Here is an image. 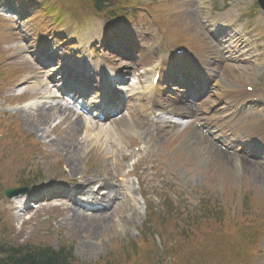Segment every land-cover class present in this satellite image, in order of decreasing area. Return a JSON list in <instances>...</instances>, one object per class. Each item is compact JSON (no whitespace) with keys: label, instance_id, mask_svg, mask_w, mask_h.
Here are the masks:
<instances>
[{"label":"rangeland","instance_id":"1","mask_svg":"<svg viewBox=\"0 0 264 264\" xmlns=\"http://www.w3.org/2000/svg\"><path fill=\"white\" fill-rule=\"evenodd\" d=\"M139 1L147 4L151 0ZM197 1L201 3H196ZM226 1L233 5L234 3L239 4L233 8L228 21L237 26V32L241 34L240 38L242 36L244 38L237 40L235 45L242 63L240 65L234 63L230 67L227 66L226 71L222 70L221 81L223 84L229 85L232 91L233 89L242 91L243 85L253 83L258 91L264 92V15L255 14L254 0H160L164 4V8L171 12L173 20L175 19L173 22L183 33V36L187 39H196L195 44L198 48L200 47L197 55L203 54L200 42L206 41L205 37L201 35L203 33L198 23L199 19L212 9L215 10L214 12L220 13ZM4 5L5 2H1L0 9ZM20 8L23 9V6ZM30 9L31 6H28L24 11L28 14ZM33 14L36 17L37 13ZM20 15H23V12ZM37 21L39 20L34 22L37 23ZM85 24L86 26L83 28H73L68 32L87 38L86 35L90 33L103 31L107 27L111 28V24L94 19L85 20ZM165 25L162 41L170 46L166 33L171 26L168 22ZM34 26L31 27L35 36H40V33L49 39L54 36L51 31L49 33L47 24L42 30H37ZM115 29H127L128 32H135L143 45V52L148 50L146 46L158 48L156 38L148 39L145 36L147 32H160L158 28H152V24L148 20L141 19L138 24L132 25L120 24ZM8 30L4 32H8ZM20 40L17 33L11 32L10 35H5L0 40V52L11 58L12 54L24 50L22 47L24 44L19 43ZM163 46L165 45L162 44L159 48ZM108 49L112 51L113 45ZM117 50L119 51V49ZM32 64L33 62L26 53L14 62L11 68L21 69L26 65L27 69H31ZM143 73L144 77L138 80L141 82L140 84L123 87L124 90H128L126 97H131L134 92L140 93L144 90L145 85L149 84L150 76H147L145 71ZM212 84L214 93L216 83L212 82ZM222 87L223 85L219 86L218 90ZM11 110L13 109L6 108V105L0 101L1 116L9 119L4 111ZM133 116H128L132 121L125 120L123 117L117 122H108L110 134L99 137L101 141L110 140L111 142V147L106 150L114 154V159L109 161L102 145L85 142L87 141L83 133L85 128L71 133L72 129H69L68 120L64 127L59 129L62 140L78 142L81 145L78 146V150L85 152L81 163L78 166L73 164L71 167L78 174L77 177L89 173L86 175L87 180L98 181L108 186V190L119 195L112 209L99 217L78 218L81 215L71 208L67 215H63L52 206H37L35 210L17 217L15 211L11 209V207L14 208L13 203H7L2 195V191L9 188L7 184L14 182L11 176L13 174L7 172L4 174L1 171L3 164L0 162V243L10 246L29 243L34 246H50L53 249H57L59 245L69 246L73 257L81 263L94 262L105 257L109 252L119 250L121 246L129 242L128 240L137 237V230L144 222L146 211V204L139 199L140 193H134L137 187L145 188L149 198L155 199V191L168 189L167 183L176 182L178 194L185 195L187 192H192L191 194L198 195V191L201 189L203 190L202 194L208 193L210 196L208 202L212 206H206L205 209L211 213L214 212L217 219L224 223V227H230L235 237L233 239L236 242H226L223 238H219L221 243H227L226 250L236 258L231 264H264V221L262 219L264 217V167L233 156L222 148L215 147L216 150H208L200 145L198 148L183 145V142L188 140L187 138L193 131L197 130L192 124L186 129L174 131L176 137L173 138H177L175 142L169 138L173 133L156 132L149 123V119L145 118L146 121L142 122V118ZM82 119L85 124L88 122L87 118ZM70 121L72 123L73 120ZM250 122L261 127L264 123V111L257 114ZM92 128L94 129L95 126ZM197 131L201 135H205L203 131ZM99 133L100 131H96L94 134L91 132L90 137L93 138ZM1 136L2 133H0V146L3 144ZM54 140V136L49 137L46 139V143ZM135 147H138L137 149L140 151L135 152ZM1 149L3 153L6 150L11 151L10 148ZM54 150L55 148L46 144L40 145L38 151L30 159L21 161L18 165L20 167L16 170V181L18 177L20 179H23L24 176L28 178L31 172L35 176L36 172L40 175L43 172L45 176L41 175V177H45L46 183H61L62 181L55 178L57 177L55 173L47 172V170L58 168L61 172L67 173L66 168L61 164V154L50 156ZM88 155L100 156L102 165L101 162L93 167L85 164ZM233 157L238 158L237 162ZM15 160L19 162L21 158L15 157ZM129 164H131V168H129ZM134 173L137 182L130 178ZM172 173L177 174V179L171 176ZM72 213L77 215H72ZM71 216H73L72 219ZM64 217L70 218L69 221L65 222ZM184 219H188L187 215ZM167 233L163 236V240H167L170 245L174 244L173 240L166 238ZM255 235H259V237L254 238ZM148 243L158 242L151 237V241ZM237 243L239 247L241 246V251L236 247ZM220 251L217 250L215 254L208 251L198 252L191 264H210L214 255L217 256ZM221 263L226 264V260H222Z\"/></svg>","mask_w":264,"mask_h":264},{"label":"trees","instance_id":"2","mask_svg":"<svg viewBox=\"0 0 264 264\" xmlns=\"http://www.w3.org/2000/svg\"><path fill=\"white\" fill-rule=\"evenodd\" d=\"M80 1V5L84 4L92 7L95 13L102 12L103 10H108L107 7L111 5L112 0H107L108 5L104 6V0H77ZM115 4L118 6L122 4V0H115ZM123 11L119 10H108L106 15L120 14ZM203 228V227H202ZM218 228L209 227L204 237L193 236L190 232L187 234L190 246L193 247L194 251L199 252L200 247L205 249L210 243V238L213 235H218ZM185 233V230H184ZM217 233V234H216ZM224 234V232H223ZM228 235V234H227ZM179 242L186 244V239L179 238ZM144 249V245L141 243L138 250ZM69 249L60 247L58 250H53L48 246H34L29 243H25L17 246H9L5 243H0V264H79L75 259L70 255ZM184 252L183 249L180 250V253ZM138 256H141L139 254ZM132 260L134 256L131 257ZM173 259L176 260L177 256L173 254ZM119 264H124L121 261Z\"/></svg>","mask_w":264,"mask_h":264},{"label":"bare ground","instance_id":"3","mask_svg":"<svg viewBox=\"0 0 264 264\" xmlns=\"http://www.w3.org/2000/svg\"><path fill=\"white\" fill-rule=\"evenodd\" d=\"M221 18H223V16L222 17H220V19ZM215 19H219V17H216ZM214 21V19H211V22H213ZM234 42V41H233ZM236 43V41L234 42V44ZM236 61H239V59H237ZM140 66H142V65H140ZM104 72L105 71H102V76H101V78L99 79V80H102V81H104L105 82V80H106V77H105V74H104ZM38 82H40V84H38ZM35 85H36V87H37V89L38 90H42V89H44L45 87H46V85H47V83H45L44 81H41V80H38V81H36V83H35ZM101 89L102 90H105V87H103V86H101ZM225 91H226V89L223 91V93H220V97L222 98L223 97V99H226L227 100V96L225 95ZM144 95H146L144 92L142 93V98L144 99ZM158 95H160V93L158 92ZM211 100V99H210ZM210 100H207V101H205V102H202V105H206V107H205V111L208 113V112H210L211 111V108L210 107H207V104L208 103H210ZM104 102H105V91H102V93H101V96L98 98V101L96 102V101H94L93 103L94 104H96L98 107H100V106H102V104H104ZM144 102H146L145 101V99L143 100V102H138V101H136V103H135V105L133 106V108H132V110H133V112L132 113H136L137 115L136 116H139V115H142L141 114V109H142V107L144 106ZM128 107H129V105H127V106H125V109H128ZM161 107V106H160ZM229 107H230V105H229ZM54 109H56L58 112H64V113H66L67 114V116L65 117V119H64V121L65 120H69L68 119V116L69 115H71V117H73L74 116V114H73V112H72V110L71 109H69V108H67V107H63V106H61V105H59V104H57V105H55V107H54ZM160 109H162V107L160 108ZM131 111V110H130ZM129 111V112H130ZM165 111H163V113H164ZM169 112H171V113H173V115L175 116V117H187L188 116V112L186 111V110H184V112L182 113L181 111V113L183 114V116L182 115H180L179 113H178V111L177 110H173V111H169ZM46 113H48V110H46V109H42L41 111H40V114H41V119H42V121L43 122H49L50 120H51V117L49 116V115H44V114H46ZM44 115V116H43ZM143 116V115H142ZM131 117V116H130ZM141 117V116H140ZM124 119L125 120H130V121H132V119L131 118H128V117H124ZM139 119H141V118H139ZM143 121H146L145 119H142V122ZM41 124H44V123H41ZM69 124H70V127L72 128V132L71 133H76L77 132V130H79V129H81L82 128V120L81 119H79V118H75L74 119V121H73V123H70L69 122ZM143 124V123H142ZM161 125L162 124H165V122L164 121H162L161 123H160ZM161 125H160V127H161ZM96 129H101V131H100V133L98 134V135H96L95 137H93V138H91L90 137V133L88 132V131H86V130H84L83 131V133H84V137L85 138H87V142L89 141L90 143H92V144H99V145H102L104 148H105V151H106V153H108V148H110L111 147V142H110V140H105V141H101L100 139H99V137L100 136H104V133L105 132H110L109 131V129H105V132H103V125H99V126H96ZM137 130V129H136ZM96 132V130L95 131H93V134ZM117 132V131H116ZM118 135V134H117ZM190 138H191V140H190V143H192V147L193 148H198V147H200V146H206V145H208L207 146V148H209V149H213V150H216L215 148H213V145H211L210 143H206L207 142V140L204 138V137H202L197 131H193V133L189 136ZM215 139L217 140V142L218 141H220V139H218L217 137H215ZM61 145H62V152H64L65 153V163H66V165H67V167H69V170H68V174L70 175V176H73V175H75L76 174V172H75V170H74V168H70V167H72L73 166V164H74V158H75V156H76V154L78 153V144H75V143H71L70 144V142L69 141H63V142H61ZM200 145V146H199ZM107 149V150H106ZM94 161V160H93ZM92 161V162H93ZM101 165H102V163H101ZM264 176V175H263ZM89 185H90V183H89ZM89 185H87V186H89ZM101 187H103V186H101ZM104 188V187H103ZM104 190H105V188H104ZM101 198H104V197H101ZM73 218V216H71V219Z\"/></svg>","mask_w":264,"mask_h":264},{"label":"water","instance_id":"4","mask_svg":"<svg viewBox=\"0 0 264 264\" xmlns=\"http://www.w3.org/2000/svg\"><path fill=\"white\" fill-rule=\"evenodd\" d=\"M259 5H260L261 8L264 9V0H259Z\"/></svg>","mask_w":264,"mask_h":264}]
</instances>
